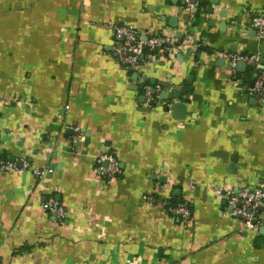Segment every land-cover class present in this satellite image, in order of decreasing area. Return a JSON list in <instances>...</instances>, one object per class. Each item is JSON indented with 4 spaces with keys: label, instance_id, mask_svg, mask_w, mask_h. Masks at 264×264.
Wrapping results in <instances>:
<instances>
[{
    "label": "crops",
    "instance_id": "0c3cea01",
    "mask_svg": "<svg viewBox=\"0 0 264 264\" xmlns=\"http://www.w3.org/2000/svg\"><path fill=\"white\" fill-rule=\"evenodd\" d=\"M204 1L0 0V166L30 167L0 170V264H264V233L224 215L229 193L264 189V100L249 90L261 66L228 62L264 56V0ZM112 25L186 49L126 69ZM107 152L122 170L108 183L94 170Z\"/></svg>",
    "mask_w": 264,
    "mask_h": 264
},
{
    "label": "built area",
    "instance_id": "2783aa9c",
    "mask_svg": "<svg viewBox=\"0 0 264 264\" xmlns=\"http://www.w3.org/2000/svg\"><path fill=\"white\" fill-rule=\"evenodd\" d=\"M204 0H183L186 12H191L198 8L200 2ZM252 27L255 29L258 37L264 35V19L256 17L252 21ZM112 32L116 40L114 48L116 60L126 69H135L142 65L147 58L158 53V51H173L174 49H186L184 42L176 44L170 35L160 34L149 37H140L135 31L124 26L112 25ZM152 54V55H151ZM229 66L232 71L240 62L247 67L256 69L261 66L260 71L255 76L249 87L250 92L257 98L264 100V56H251L245 54H230L228 56ZM143 94L147 103L154 101V94L161 91L160 85L154 87L144 86ZM154 91V94H153ZM80 136L73 138V143L79 142ZM105 163H107L105 165ZM20 165V166H19ZM27 162H2L1 171H19L29 169ZM95 173L97 177L108 183L117 179L121 174V167L110 153L99 155L95 160ZM35 175H40L34 170ZM228 210L224 215L232 218H239L242 221L243 228L247 231L264 228V189H247L242 188L225 196ZM42 210L53 216L57 222L65 219L66 213L58 201L48 199L42 204ZM168 212L182 219L185 223L191 221V209L188 204L179 202L168 206Z\"/></svg>",
    "mask_w": 264,
    "mask_h": 264
},
{
    "label": "water",
    "instance_id": "95a60500",
    "mask_svg": "<svg viewBox=\"0 0 264 264\" xmlns=\"http://www.w3.org/2000/svg\"><path fill=\"white\" fill-rule=\"evenodd\" d=\"M213 5H217L218 3H219V0H209ZM192 12L193 13H196L197 12V8L196 9H193L192 10ZM208 13H213V10L212 9H210L209 11H208ZM175 21V20H174ZM195 44H197V42H195ZM200 49L202 50L203 49V47H200ZM247 67H246V65L244 64V63H242V62H240V63H238L237 65H236V69H239V70H245ZM252 84L253 83H251L250 84V87H252ZM153 94H154V91H153ZM180 94V92H178V91H176V92H174V97L175 98H179V95ZM184 109H185V105L184 104H180V103H175V104H173L172 105V111H173V113L174 114H176L177 112H179L178 114L179 115H181L183 112H184ZM180 116H177V118H179ZM107 163H105V165H106ZM20 166V165H19ZM260 231H261V233H264V228H261L260 229Z\"/></svg>",
    "mask_w": 264,
    "mask_h": 264
},
{
    "label": "trees",
    "instance_id": "16d2710c",
    "mask_svg": "<svg viewBox=\"0 0 264 264\" xmlns=\"http://www.w3.org/2000/svg\"><path fill=\"white\" fill-rule=\"evenodd\" d=\"M206 5V1H202L200 2L199 6H198V10H201L202 8H204V6ZM197 16V15H196ZM177 201H171V205L175 204ZM177 204V203H176Z\"/></svg>",
    "mask_w": 264,
    "mask_h": 264
}]
</instances>
